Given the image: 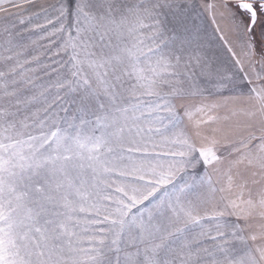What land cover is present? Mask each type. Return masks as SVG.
I'll list each match as a JSON object with an SVG mask.
<instances>
[{"label":"snow or ice","instance_id":"1","mask_svg":"<svg viewBox=\"0 0 264 264\" xmlns=\"http://www.w3.org/2000/svg\"><path fill=\"white\" fill-rule=\"evenodd\" d=\"M0 264H264V0H0Z\"/></svg>","mask_w":264,"mask_h":264}]
</instances>
